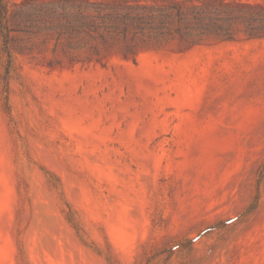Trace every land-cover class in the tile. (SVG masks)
Wrapping results in <instances>:
<instances>
[{"label":"rangeland","instance_id":"1","mask_svg":"<svg viewBox=\"0 0 264 264\" xmlns=\"http://www.w3.org/2000/svg\"><path fill=\"white\" fill-rule=\"evenodd\" d=\"M0 264H264V0H5Z\"/></svg>","mask_w":264,"mask_h":264},{"label":"trees","instance_id":"2","mask_svg":"<svg viewBox=\"0 0 264 264\" xmlns=\"http://www.w3.org/2000/svg\"><path fill=\"white\" fill-rule=\"evenodd\" d=\"M7 13V2L5 0H0V24L3 28V21L6 18Z\"/></svg>","mask_w":264,"mask_h":264}]
</instances>
